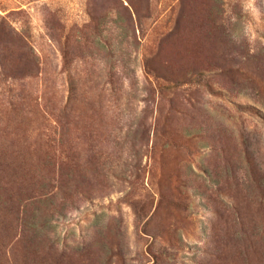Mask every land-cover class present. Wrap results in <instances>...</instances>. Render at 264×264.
Returning a JSON list of instances; mask_svg holds the SVG:
<instances>
[{"label": "rangeland", "instance_id": "374dc122", "mask_svg": "<svg viewBox=\"0 0 264 264\" xmlns=\"http://www.w3.org/2000/svg\"><path fill=\"white\" fill-rule=\"evenodd\" d=\"M0 264H264V0H0Z\"/></svg>", "mask_w": 264, "mask_h": 264}]
</instances>
